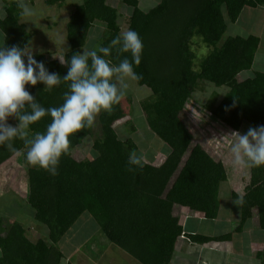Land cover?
I'll list each match as a JSON object with an SVG mask.
<instances>
[{
    "label": "trees",
    "instance_id": "1",
    "mask_svg": "<svg viewBox=\"0 0 264 264\" xmlns=\"http://www.w3.org/2000/svg\"><path fill=\"white\" fill-rule=\"evenodd\" d=\"M63 1L45 3L61 7ZM120 1L131 10L128 29L136 30L144 44L141 63L135 67L142 79L134 81L148 88L152 97L143 100L140 109L149 130L168 152L157 166L129 165V153L140 152L131 138L119 137L114 127L127 115L120 100L111 111L96 116L100 134L90 158L74 157V153L80 152L93 126L70 137L69 151L60 158L58 174L53 176L23 155L27 141L45 132L51 118L46 116L25 129L19 126L18 116L9 117L18 134L0 145V173L7 171L6 165L15 156L21 159L26 173L23 200L32 210V221L45 228L47 236L31 242L23 225L17 221L5 225L0 218V264H73L58 245L83 214H89L105 239L138 264H170L179 239L198 244L230 241L254 215L257 228L264 231V167L235 166L230 152L235 140L232 132L243 134L250 126L264 124V72L240 77L251 69L259 39L237 36L222 41L227 24L234 23L244 7L264 6V0H160L149 11L141 10L138 0ZM4 2L7 15L0 20L1 43L29 47L32 34L21 23L19 4ZM107 2L83 0L73 7L66 24L65 53L53 58L46 51L33 53L49 73H57L63 81L68 62L79 54L92 29L104 30L100 46H109L120 34L117 10ZM194 37L208 49L198 70L191 50ZM124 56L131 58L114 48L107 59L118 64ZM200 82L229 91L217 105L215 101L197 104L191 94ZM69 83L62 82L51 91L43 83L26 85V89L45 108L57 107ZM125 99L131 104L130 95ZM20 111L30 109L26 106ZM232 164L235 176L233 171L228 175ZM230 181L236 186L231 197L241 203L240 220L232 232L217 237L185 233L179 222L180 209L215 219L220 184ZM256 257L264 264V247Z\"/></svg>",
    "mask_w": 264,
    "mask_h": 264
},
{
    "label": "rangeland",
    "instance_id": "2",
    "mask_svg": "<svg viewBox=\"0 0 264 264\" xmlns=\"http://www.w3.org/2000/svg\"><path fill=\"white\" fill-rule=\"evenodd\" d=\"M17 1L16 3L20 4L21 0ZM29 1L25 0L34 10L35 14L32 17L22 15L21 19V23L32 34L29 49L32 53L46 51L48 52L47 56L50 58L65 53L67 51L65 33L68 11L70 12L82 0H64V9L57 5L47 6L45 0H32V5ZM159 1L139 0V7L143 11H149ZM109 5L115 6L114 8L117 10L121 34L128 29L127 16L131 10L123 5L120 0H110ZM0 9L5 10V7L0 4ZM240 25H246L245 17L241 19ZM230 32L228 31L227 34H224L222 40H225ZM103 36L104 30L92 29L79 54L92 49L95 45H100ZM1 41L2 37L0 33V43ZM191 43V50L196 55L194 69L198 70L200 60L206 55L208 49L198 37H194ZM252 70L264 72V36L262 44L256 52L251 69L243 72L241 77L244 78L247 75L250 77L249 74H252ZM114 80L118 88H121V82L116 77ZM126 83L128 87L125 92L126 94L121 98V103L127 115L120 122L115 123L114 127L119 137L132 139L140 154L145 157L142 163H150L157 166L162 159L159 154L165 155L164 153H167L168 147L149 130L145 116L140 109V103L152 97L151 92L146 87L138 86L132 79L126 78ZM203 84L202 87H197L191 94V100L197 102V104L213 103V101L216 104L227 91L226 87L217 88L207 82ZM128 95L132 98L129 105L125 99V96ZM7 124L16 127L12 118L7 119ZM99 134L100 124L96 117L91 135L80 146V152L74 153V157L81 159L90 158L93 152L92 144ZM11 162H8V165L5 167L7 171L5 170L0 173V179L4 180L0 181V218L4 219L5 225L13 221L25 225V233L29 232L32 235V240L44 239L47 236L46 229L32 221V210L23 200L24 192L26 191V173L24 166L21 164V159L15 156ZM232 167L233 164L228 169L229 176L232 171L233 176H235V170ZM232 187H236L233 181L221 184L219 190V214L215 221L204 219L197 222L195 228L199 234L213 236L232 232L240 217L239 202L231 198L230 195ZM190 222L191 220L184 222L183 229L185 231H190ZM263 238L264 231L257 228V217L254 215L244 225L241 234L236 233V235H232L231 243L212 242L200 245L191 242L185 244V246H181V243L178 242L175 245V251L170 264H260L250 250V246L251 249H255L258 244L254 243H260L263 241ZM58 246L62 250L63 255L66 258L68 257V260L73 262V264H138L134 259L105 239L99 232L97 223L89 214H83L79 218L61 239Z\"/></svg>",
    "mask_w": 264,
    "mask_h": 264
},
{
    "label": "clouds",
    "instance_id": "3",
    "mask_svg": "<svg viewBox=\"0 0 264 264\" xmlns=\"http://www.w3.org/2000/svg\"><path fill=\"white\" fill-rule=\"evenodd\" d=\"M19 7L25 17L35 14L25 0H21ZM6 15L7 12L0 9V20L5 19ZM114 48L119 54H130L131 58L124 56L118 64L112 63L107 57ZM143 49L139 33L129 28L113 38L109 46L95 45L83 54L72 55L67 75L62 81L57 73H49L44 62L38 61L29 47H8L0 43V145L18 134L17 127L6 125L9 117L18 116L19 126L25 129L46 116L50 117L46 131L37 132L33 139L27 141L28 147L23 155L32 165L46 170L50 175H57L60 158L69 151L70 137L93 126L101 111H111L119 103L128 87L126 78L142 79L135 67L141 63ZM114 77L121 82V88L113 82ZM62 82L70 83L63 103L57 107L45 108L26 89V85L43 83L51 91ZM26 106L30 111L21 112ZM231 136L235 137L230 147L235 166L264 167V124L250 126L243 134L234 131ZM12 151L21 154L18 149ZM144 159L142 154L133 150L129 153L128 163L142 167Z\"/></svg>",
    "mask_w": 264,
    "mask_h": 264
},
{
    "label": "crops",
    "instance_id": "4",
    "mask_svg": "<svg viewBox=\"0 0 264 264\" xmlns=\"http://www.w3.org/2000/svg\"><path fill=\"white\" fill-rule=\"evenodd\" d=\"M12 1H15V2H18L17 0H12ZM83 1V0H82ZM109 1L110 0H108V4H109ZM30 2V4L32 5L33 4V2H32V0H30L29 1ZM0 4L1 5H3V7L5 6V2H4V0H0ZM63 5H64V1H63ZM63 5H61V7L64 9L65 7L63 6ZM115 6H116V4H115ZM114 6V7H115ZM138 6H139V0H138ZM59 7V6H58ZM113 7V6H112ZM140 8V7H139ZM73 9V8H72ZM71 9V10H72ZM141 9V8H140ZM142 10V9H141ZM68 15H69V11H68ZM129 16H130V13H129V15L127 16V20H128V18H129ZM119 17V16H118ZM243 17H245V20H246V25L245 26H243V25H240V21H241V19H243ZM128 22V21H127ZM96 27H98V28H100L101 30H103V26L101 25V24H98V26L96 25ZM228 31H231L227 36H226V38L225 39H227V38H229V37H248V36H255V37H257L258 39H259V47H258V50H259V48H260V46H261V44H262V38H263V36H264V6H257V7H248V6H246V7H244L243 9H242V11H241V13H240V15L238 16V18H237V20L234 22V23H228L227 24V27H226V31H225V33L224 34H227V32ZM222 41H224V39L222 40ZM256 55V54H255ZM254 59H255V57H254ZM255 72H262V71H257V70H252V74L253 73H255ZM241 74H243V73H241ZM241 74H240V77H241ZM252 74H249V76H251ZM242 78V77H241ZM245 78H249L248 77V75H247V77H244V78H242V79H245ZM204 82H200L199 83V85H198V87H202L204 84H203ZM222 87H225V86H222ZM217 88H219V87H217ZM227 88V91H226V93L225 94H227V92L229 91V89H228V87H226ZM224 94V95H225ZM223 95V96H224ZM223 98V97H222ZM222 98L220 99V101L222 100ZM219 101V102H220ZM218 102V103H219ZM218 103H216V105L218 104ZM13 123L15 124V122H14V120H13ZM8 125V124H7ZM167 152H168V148H167ZM164 154H166V153H164ZM160 156H165V155H162V154H159ZM163 159V158H162ZM223 183H225V182H223ZM223 183H221V184H223ZM221 184H220V186H221ZM219 190H220V187H219ZM231 195V194H230ZM232 198V197H231ZM218 202H219V193H218ZM239 202V213L241 214V203H240V201H238ZM219 209H220V203H219ZM219 209H218V214H219ZM179 222H180V224H181V226L184 228V222L185 221H189V220H191V222H190V231H185L184 229V232L185 233H190V234H197V235H203V234H199L198 233V231H197V229L195 228V224H197V222H200V221H202V220H204L205 218L201 215V214H199V213H195L194 215H191L190 213H189V211H188V209L187 208H185V207H183V208H181L180 209V211H179ZM218 214H217V216H218ZM240 216V215H239ZM20 218H24V217H20ZM217 218V217H216ZM215 218V219H216ZM215 219H213V220H210V221H215ZM4 220V219H3ZM206 220H208V219H206ZM239 220H240V217H239ZM238 220V221H239ZM248 222V221H247ZM246 222V223H247ZM245 223V224H246ZM21 224V223H20ZM244 224V225H245ZM21 225H23V224H21ZM23 227L25 228V225H23ZM40 227V226H39ZM41 230V229H40ZM243 230V229H242ZM29 233V232H28ZM27 232L25 233V235H26V237H27V239L28 240H30L31 242H34V241H36V240H32V235H30V233L28 234ZM242 233V231L241 232H239V233H237V234H241ZM233 235H236V233H234ZM203 236H207V235H203ZM217 236H220V235H213V236H208V237H217ZM38 240V239H37ZM263 241H261L260 243L259 242H257V243H254V244H258V246H256V248L254 249V248H252L251 249V246H250V250L252 251V253L254 254V256H255V258L260 262V264H262L261 263V261L256 257V253L258 252V251H260V250H262L263 249V247H264V238L262 239ZM179 243H181V246H185V244H188V243H190V242H188V241H186V240H184V239H179V241H178ZM177 242V243H178ZM212 242H220V241H210V242H208V243H212ZM224 242H232V238H231V240L230 241H224ZM176 243V244H177ZM208 243H205V244H200V245H206V244H208ZM198 244V243H197ZM253 244V245H254Z\"/></svg>",
    "mask_w": 264,
    "mask_h": 264
}]
</instances>
